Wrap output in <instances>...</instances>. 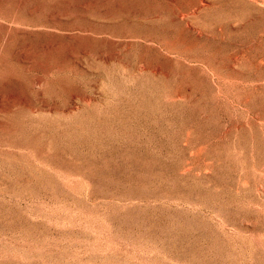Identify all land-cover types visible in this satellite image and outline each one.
I'll list each match as a JSON object with an SVG mask.
<instances>
[{
  "label": "rangeland",
  "instance_id": "374dc122",
  "mask_svg": "<svg viewBox=\"0 0 264 264\" xmlns=\"http://www.w3.org/2000/svg\"><path fill=\"white\" fill-rule=\"evenodd\" d=\"M0 264H264V0H0Z\"/></svg>",
  "mask_w": 264,
  "mask_h": 264
},
{
  "label": "bare ground",
  "instance_id": "6f19581e",
  "mask_svg": "<svg viewBox=\"0 0 264 264\" xmlns=\"http://www.w3.org/2000/svg\"><path fill=\"white\" fill-rule=\"evenodd\" d=\"M262 1V0H261Z\"/></svg>",
  "mask_w": 264,
  "mask_h": 264
}]
</instances>
